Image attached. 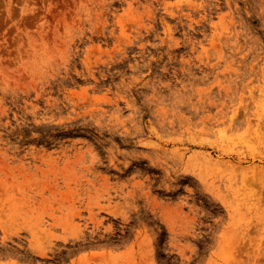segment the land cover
Wrapping results in <instances>:
<instances>
[{
    "label": "rangeland",
    "instance_id": "1",
    "mask_svg": "<svg viewBox=\"0 0 264 264\" xmlns=\"http://www.w3.org/2000/svg\"><path fill=\"white\" fill-rule=\"evenodd\" d=\"M0 264H264V0H0Z\"/></svg>",
    "mask_w": 264,
    "mask_h": 264
}]
</instances>
